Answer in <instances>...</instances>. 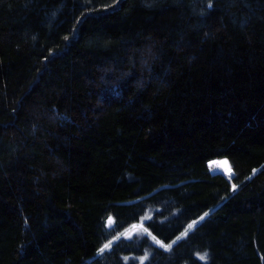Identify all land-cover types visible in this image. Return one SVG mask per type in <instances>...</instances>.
<instances>
[{
	"label": "trees",
	"instance_id": "1",
	"mask_svg": "<svg viewBox=\"0 0 264 264\" xmlns=\"http://www.w3.org/2000/svg\"><path fill=\"white\" fill-rule=\"evenodd\" d=\"M0 264H264V0H0Z\"/></svg>",
	"mask_w": 264,
	"mask_h": 264
},
{
	"label": "rangeland",
	"instance_id": "2",
	"mask_svg": "<svg viewBox=\"0 0 264 264\" xmlns=\"http://www.w3.org/2000/svg\"><path fill=\"white\" fill-rule=\"evenodd\" d=\"M220 159V158H219ZM228 162V161H227ZM229 164V163H228ZM208 168L210 171H216V172H219V173H222L223 175H225V177L227 179H230L231 175H232V171H231V174L228 173L227 169H213V167L208 164ZM111 219V226L114 224V218L109 215L107 217H105L103 219V225L106 227V228H110L111 226L109 225V220ZM135 229H140L139 227H131L130 229H128L122 236H125V235H129L130 233H132ZM142 231V229H140Z\"/></svg>",
	"mask_w": 264,
	"mask_h": 264
},
{
	"label": "bare ground",
	"instance_id": "3",
	"mask_svg": "<svg viewBox=\"0 0 264 264\" xmlns=\"http://www.w3.org/2000/svg\"><path fill=\"white\" fill-rule=\"evenodd\" d=\"M227 162L226 159H216V160H212L209 162V164L213 167V169H228L230 166L228 164V162L225 164L224 162ZM231 169V168H230Z\"/></svg>",
	"mask_w": 264,
	"mask_h": 264
},
{
	"label": "snow or ice",
	"instance_id": "4",
	"mask_svg": "<svg viewBox=\"0 0 264 264\" xmlns=\"http://www.w3.org/2000/svg\"><path fill=\"white\" fill-rule=\"evenodd\" d=\"M225 164L227 163L226 161L224 162ZM228 173L231 174V169L230 167L227 169ZM235 187V186H233ZM109 225L111 226V219L109 220ZM153 239H155L153 237ZM157 243H160V241H156ZM162 247H165V245H161ZM109 247V245H105V248ZM166 247H171V245H167ZM101 251H103V249H101ZM202 260H205L207 259V254H205L204 256L201 257Z\"/></svg>",
	"mask_w": 264,
	"mask_h": 264
},
{
	"label": "water",
	"instance_id": "5",
	"mask_svg": "<svg viewBox=\"0 0 264 264\" xmlns=\"http://www.w3.org/2000/svg\"><path fill=\"white\" fill-rule=\"evenodd\" d=\"M211 172H213V173H217L216 171H211Z\"/></svg>",
	"mask_w": 264,
	"mask_h": 264
}]
</instances>
